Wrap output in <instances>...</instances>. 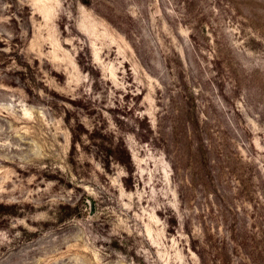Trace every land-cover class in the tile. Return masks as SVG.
<instances>
[{
    "label": "rangeland",
    "instance_id": "obj_1",
    "mask_svg": "<svg viewBox=\"0 0 264 264\" xmlns=\"http://www.w3.org/2000/svg\"><path fill=\"white\" fill-rule=\"evenodd\" d=\"M0 264H264V0H0Z\"/></svg>",
    "mask_w": 264,
    "mask_h": 264
}]
</instances>
